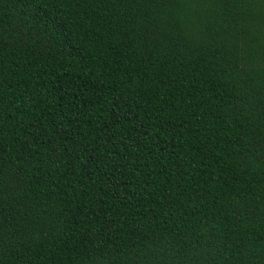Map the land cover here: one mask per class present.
Returning a JSON list of instances; mask_svg holds the SVG:
<instances>
[{"label":"trees","instance_id":"trees-1","mask_svg":"<svg viewBox=\"0 0 264 264\" xmlns=\"http://www.w3.org/2000/svg\"><path fill=\"white\" fill-rule=\"evenodd\" d=\"M0 264H264V0H0Z\"/></svg>","mask_w":264,"mask_h":264}]
</instances>
